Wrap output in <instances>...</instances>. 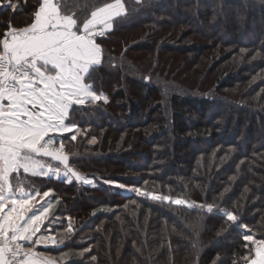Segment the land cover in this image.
Wrapping results in <instances>:
<instances>
[{"label":"trees","instance_id":"16d2710c","mask_svg":"<svg viewBox=\"0 0 264 264\" xmlns=\"http://www.w3.org/2000/svg\"><path fill=\"white\" fill-rule=\"evenodd\" d=\"M60 2L83 19L113 0ZM123 2L87 81L107 102L73 106L60 137L94 185L18 174L27 191L51 190L40 233L58 243L38 250L59 264H245L264 240V0ZM39 3L0 0V39Z\"/></svg>","mask_w":264,"mask_h":264},{"label":"snow or ice","instance_id":"6c2138e0","mask_svg":"<svg viewBox=\"0 0 264 264\" xmlns=\"http://www.w3.org/2000/svg\"><path fill=\"white\" fill-rule=\"evenodd\" d=\"M67 7L60 0H41L30 25L10 28L0 39V264H34L28 259L30 250L19 242H33L41 228L47 227L46 222L51 224L55 218L50 211L51 190L42 195L34 187L25 190L19 186L20 170L32 177H63L69 183L94 185V179L70 167L63 143L56 147L55 140L76 127L67 123L73 106L107 102V97L87 82L102 64V48L96 38L112 29L114 19L126 16L127 9L123 0H113L94 7L81 19ZM42 157L58 162L63 171ZM132 191L153 200L188 203L138 188ZM200 207L226 216L234 225L239 222L232 211L214 209L211 204ZM68 230L72 231L71 225ZM244 239L253 237L245 235ZM34 243L47 246L58 242L41 235ZM253 243L257 247L251 264H264V240ZM22 254L25 259H18Z\"/></svg>","mask_w":264,"mask_h":264},{"label":"crops","instance_id":"0c3cea01","mask_svg":"<svg viewBox=\"0 0 264 264\" xmlns=\"http://www.w3.org/2000/svg\"><path fill=\"white\" fill-rule=\"evenodd\" d=\"M41 2V0H40ZM39 7V6H38ZM33 22V20H32ZM31 22V23H32ZM30 23V24H31ZM29 24V25H30ZM12 28V27H11ZM20 29V28H19ZM10 28L7 30L9 31ZM6 31V32H7ZM5 32V33H6ZM107 32V31H106ZM3 38V37H2ZM1 38V39H2ZM96 42L99 44V38H96ZM70 125V124H69ZM75 129V128H74ZM73 129V130H74ZM59 144H60V138L59 139H56L55 140V145L56 147H59ZM44 159H50L51 158H47V157H43ZM52 161V160H51ZM53 163L57 164L60 168L63 166L62 165H59L58 162H55L53 161ZM23 172V170H20ZM30 174V173H28ZM21 186V185H19ZM26 190V189H25ZM41 235H43L42 233H37V236L36 237H33V242H28V241H23L25 243V246L28 250H30V252L32 253L31 256L28 257L29 260L33 261L34 264H59L58 260H56L55 258H52V257H49L48 255L44 254V253H41L39 250H38V246H45L44 244H35L34 241L36 239H38ZM47 236H51V237H54V235L52 233H47L46 234ZM251 262V261H250ZM246 264H251V263H246Z\"/></svg>","mask_w":264,"mask_h":264},{"label":"rangeland","instance_id":"374dc122","mask_svg":"<svg viewBox=\"0 0 264 264\" xmlns=\"http://www.w3.org/2000/svg\"><path fill=\"white\" fill-rule=\"evenodd\" d=\"M41 159L47 161L49 164H51V165H53V166L59 167L57 164L53 163V161H51L50 159H44L43 157H42ZM59 168H60V167H59ZM60 170H61V172H62V171H63V168L61 167ZM27 174H28V173H27ZM53 178H56V177L53 176ZM61 178H63V177H61ZM63 179H64V178H63ZM91 179H92V178H91ZM114 185H115V186H118V185H116V184H114ZM120 188H121V187H120ZM122 189H124V190H126V191H127V190H130V189H126L125 187H123ZM44 231H45V230H44ZM42 234L45 235V236H47V235H46V234H47L46 232H42ZM49 244H51V243H49ZM256 247H257V246H256ZM256 247H255V249H256ZM253 258H255V250H254L253 257H252L249 261H247L246 263H248V262L251 263L250 261H251ZM246 263H245V264H246Z\"/></svg>","mask_w":264,"mask_h":264},{"label":"built area","instance_id":"2783aa9c","mask_svg":"<svg viewBox=\"0 0 264 264\" xmlns=\"http://www.w3.org/2000/svg\"><path fill=\"white\" fill-rule=\"evenodd\" d=\"M97 38H101V37H97ZM19 243H21L22 244V246H23V248L25 249V250H28L27 248H26V246H25V243L23 242V241H20ZM18 259H25V257L23 256V254L18 258Z\"/></svg>","mask_w":264,"mask_h":264}]
</instances>
